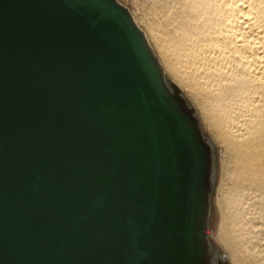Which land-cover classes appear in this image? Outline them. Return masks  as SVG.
I'll return each instance as SVG.
<instances>
[{"label": "water", "instance_id": "1", "mask_svg": "<svg viewBox=\"0 0 264 264\" xmlns=\"http://www.w3.org/2000/svg\"><path fill=\"white\" fill-rule=\"evenodd\" d=\"M212 154L117 0H0V264H209Z\"/></svg>", "mask_w": 264, "mask_h": 264}, {"label": "bare ground", "instance_id": "2", "mask_svg": "<svg viewBox=\"0 0 264 264\" xmlns=\"http://www.w3.org/2000/svg\"><path fill=\"white\" fill-rule=\"evenodd\" d=\"M141 19L167 86L224 146L217 244L231 264H264V0H152ZM213 172L212 154L209 204Z\"/></svg>", "mask_w": 264, "mask_h": 264}, {"label": "rangeland", "instance_id": "3", "mask_svg": "<svg viewBox=\"0 0 264 264\" xmlns=\"http://www.w3.org/2000/svg\"><path fill=\"white\" fill-rule=\"evenodd\" d=\"M118 2H120L130 11L135 22L144 32L145 25L142 24L143 22L141 21L142 20L141 18L143 13L147 12L150 9L152 0H118ZM153 52L156 58L158 59L160 65L162 66V69L164 70L166 80H168V83L171 84L172 77L164 69L163 65L161 64L159 58L155 53V50ZM179 94L184 98L186 103L194 110L200 129L204 137L209 139V142L212 145V149H213L212 154L214 159V172H213V182H212L210 213L208 218V233H210L209 235L210 237L208 236L210 243L209 264H223L219 261V257H224L226 264H231L228 258V254L226 253V250L223 247H221V244H219V242L217 244L215 239L219 220H220L219 207H218L219 198H220L219 187L221 186V179L224 175L225 163L227 161L225 149L224 146L221 145L222 143H220L214 137L213 131L203 121L200 115V111L197 105L195 104V102L193 101V99L189 95H187V92H185L184 90H181Z\"/></svg>", "mask_w": 264, "mask_h": 264}]
</instances>
